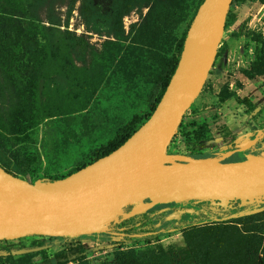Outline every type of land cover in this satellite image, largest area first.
<instances>
[{
	"label": "rangeland",
	"instance_id": "rangeland-1",
	"mask_svg": "<svg viewBox=\"0 0 264 264\" xmlns=\"http://www.w3.org/2000/svg\"><path fill=\"white\" fill-rule=\"evenodd\" d=\"M112 5L113 0H91L84 19L79 0H0V160L17 168L20 177L33 182L64 176L89 160L133 115L148 114L161 65L147 54L143 63L137 61L135 32L129 31L140 10L123 16L121 32L117 22L108 23ZM186 25L177 27L163 56L176 54V39ZM263 39L264 3L233 0L213 65L166 156L234 161L237 148L264 156V75L249 79L243 74ZM226 94L233 96L223 98ZM150 201L129 204L114 224L106 222L87 234L0 240V264H76L81 258L87 264H117V253L168 247L174 264H196L195 254L204 248L195 253L183 237L193 215H207L198 226L234 224L264 210L262 194L160 203L132 213ZM252 202L249 210L242 209Z\"/></svg>",
	"mask_w": 264,
	"mask_h": 264
},
{
	"label": "water",
	"instance_id": "water-1",
	"mask_svg": "<svg viewBox=\"0 0 264 264\" xmlns=\"http://www.w3.org/2000/svg\"><path fill=\"white\" fill-rule=\"evenodd\" d=\"M232 1L200 3L187 29L177 66L156 107L116 149L48 183L41 179L31 182L0 166V240L87 234L115 220L123 208L141 198L151 201L135 207L133 214L160 203L236 196L264 186V156L213 162L165 155L213 65ZM188 180L207 185L166 198L160 196Z\"/></svg>",
	"mask_w": 264,
	"mask_h": 264
},
{
	"label": "trees",
	"instance_id": "trees-1",
	"mask_svg": "<svg viewBox=\"0 0 264 264\" xmlns=\"http://www.w3.org/2000/svg\"><path fill=\"white\" fill-rule=\"evenodd\" d=\"M74 1V0H73ZM196 2L193 12L190 13L194 2ZM203 0H113L111 13L108 15V23L112 27V23L117 22V27L121 32H124L122 26V18L132 10H140V19L131 24L130 33L135 32L132 36V42L137 49V61L143 63L144 57L147 54L151 60L158 62L161 69L157 74V82L155 84V91L148 100L149 112L142 118L138 115H133L123 126H121L115 135L95 150L92 157L82 162L80 165L73 168L63 178L70 173L84 167L97 158L104 156L119 145H121L152 113L160 100L180 57L183 48L184 39L187 34V29L192 21L197 7ZM235 1V0H234ZM255 1V0H241ZM264 3V0H258ZM91 0H79V13L86 19L90 13ZM146 8L144 14L143 9ZM13 14L11 12H7ZM12 19H15L12 17ZM9 19L11 21H14ZM187 21L185 30L180 37L176 39V54L163 56L161 52H166V45L174 39V32L177 27ZM226 23V21H225ZM116 34V33H115ZM119 37L120 34H116ZM245 77L251 79L255 76L264 75V39L254 49V58L250 62V66L243 70ZM233 94H226L223 98H230ZM236 100L246 103L249 101L246 98H239ZM197 137L201 136L199 131L196 132ZM239 159H244V152L239 150ZM196 158L203 156L196 155ZM238 159V160H239ZM228 161H233L232 159ZM0 166L6 171L17 176L19 170L11 167L6 161L0 160ZM59 178L53 176L39 177L42 181L48 183L53 182ZM34 179V181L36 180ZM190 200V199H189ZM188 201V199L183 200ZM242 206V209L247 211L255 204ZM264 210H257L250 214L239 218V221H234V224H228L224 221H213L206 223L204 226H198L195 223L207 219V215L203 211L197 212L192 216V222L183 230V237L189 248H192L196 253L198 247H203L201 255L195 254L194 262L196 264H264V224L259 225V221L264 219ZM118 217V216H117ZM112 219L109 222H114ZM182 222V221H181ZM262 222V221H261ZM186 223V222H183ZM241 223V226L237 224ZM264 223V222H263ZM79 246H81L79 244ZM173 248H159L155 251H127L117 253V264H174L171 256ZM261 254L260 260L257 256ZM47 263H49L47 261ZM76 264H87L83 258L78 260Z\"/></svg>",
	"mask_w": 264,
	"mask_h": 264
},
{
	"label": "bare ground",
	"instance_id": "bare-ground-1",
	"mask_svg": "<svg viewBox=\"0 0 264 264\" xmlns=\"http://www.w3.org/2000/svg\"><path fill=\"white\" fill-rule=\"evenodd\" d=\"M170 162H173V160ZM206 185H207V183H204V182H197L194 180H188V181H185V182L173 187L171 190L161 192L160 196L166 198V197L171 196L173 194H183V193L194 191L197 188H200V187H203ZM262 194H264V186H258V187H254V188L249 189L246 194L236 195V196H244L246 198H254V197H257L258 195L260 196Z\"/></svg>",
	"mask_w": 264,
	"mask_h": 264
},
{
	"label": "crops",
	"instance_id": "crops-1",
	"mask_svg": "<svg viewBox=\"0 0 264 264\" xmlns=\"http://www.w3.org/2000/svg\"><path fill=\"white\" fill-rule=\"evenodd\" d=\"M194 216V215H193ZM108 223H110V222H108ZM111 224H114V222H111Z\"/></svg>",
	"mask_w": 264,
	"mask_h": 264
}]
</instances>
